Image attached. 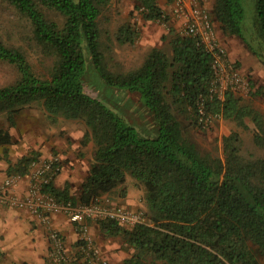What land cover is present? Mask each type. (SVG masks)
Listing matches in <instances>:
<instances>
[{
	"label": "trees",
	"instance_id": "16d2710c",
	"mask_svg": "<svg viewBox=\"0 0 264 264\" xmlns=\"http://www.w3.org/2000/svg\"><path fill=\"white\" fill-rule=\"evenodd\" d=\"M25 17L33 40L46 57L54 58L48 76H40L21 47L7 44L0 35V62L16 67L19 77L0 87V114L12 124L24 108L40 102L52 119L82 121V147L94 146L88 176L77 194L45 188L60 201L91 204L119 187L126 194L128 175L145 188V215L151 224L133 227L112 220H97L104 236L120 239L131 250L122 264H264V157L246 154L238 132L224 138V158L203 152L186 134L184 120L201 127L205 117L218 115L245 126L250 117L264 147V116L233 91L224 98L211 91L213 57L197 38L175 35L172 55L151 50L144 63L131 71L109 69L104 52L103 25L111 0H3ZM146 21L169 23L161 0H133ZM172 4L176 0H166ZM58 14L63 22L50 18ZM211 15L224 35L242 36L246 15L242 0H215ZM211 16V17H212ZM264 31V0L257 5ZM120 44L136 43L138 28L127 23L116 33ZM100 76L111 86L141 94L154 113L157 138L140 137L136 129L82 83L85 48ZM256 95L264 96L258 89ZM262 131V134H261ZM13 144L9 129L0 128V147ZM39 159L36 151L11 164L8 175L29 173ZM0 251V261L3 258Z\"/></svg>",
	"mask_w": 264,
	"mask_h": 264
},
{
	"label": "rangeland",
	"instance_id": "374dc122",
	"mask_svg": "<svg viewBox=\"0 0 264 264\" xmlns=\"http://www.w3.org/2000/svg\"><path fill=\"white\" fill-rule=\"evenodd\" d=\"M214 1L201 0L210 17ZM242 1L246 11L242 36L224 35L219 23L213 16L211 19L218 39L227 53L232 48L237 51L238 59L231 60L235 68L240 70L248 81V89L237 90L235 93L243 99V102L264 116V96L255 94L258 89L264 90V31L257 18L259 0ZM109 6L105 12L107 21L105 20L103 25V43L111 71L126 73L140 67L155 47L172 55L171 39L183 33L181 20L175 13V2L170 4L166 0H161V6L168 14L169 23L144 20L139 11L135 9L133 0H111ZM47 14L62 24L63 20L58 14L54 12ZM127 23L135 25L140 31V37L133 45L120 44L117 41L116 33L119 27ZM0 35L7 44L21 47L27 52L29 61L38 75L42 77L49 75L55 63L54 58L42 54L33 40L29 21L3 0H0ZM245 66L248 69L245 70L243 68ZM254 68H261L263 71L255 74ZM18 77L19 73L15 66L0 62V87L14 83ZM82 83L90 95L100 99L128 125L134 127L140 137L157 138L159 136L156 117L143 102L141 94L109 85L98 73L87 47L85 48V72L82 76ZM258 83L261 85L256 86ZM8 116L7 112L0 114V128L12 130L14 141L18 145L15 147L16 152H20L23 143L28 141L34 143L31 145V150L27 149V151H36L39 156H44V152L40 151L37 146L40 143H50L49 156H79L91 162L94 151L93 143L85 147L81 145L87 129L84 122L64 118L52 119L40 102L24 108L15 118V124L9 121ZM181 119L186 124V134L203 152H210L224 158V138L235 131L239 133L244 153L264 157V147L257 145L255 139L260 131L250 117L245 118V126L221 116L211 119L208 125L202 124L201 127L191 126L184 115H181ZM81 176L80 173L79 179ZM78 187H80L79 184ZM125 188L126 194L131 192L138 201L136 208L145 214L147 204L143 184L128 175ZM122 189L123 187H119L107 197L123 205L122 197L126 194H121ZM115 240L119 243L121 241L120 239ZM126 246L119 248L123 249L128 257L132 252Z\"/></svg>",
	"mask_w": 264,
	"mask_h": 264
},
{
	"label": "built area",
	"instance_id": "2783aa9c",
	"mask_svg": "<svg viewBox=\"0 0 264 264\" xmlns=\"http://www.w3.org/2000/svg\"><path fill=\"white\" fill-rule=\"evenodd\" d=\"M175 6V13L183 26L182 36L199 39L213 57L214 81L211 91L223 99L227 91L248 89V81L228 57L201 0H176ZM200 112L203 114L200 121L205 125L211 119L220 118L218 115L205 117L203 108ZM60 169V161L55 158L33 161L27 174L29 183L22 195L16 189L24 176L8 175L0 183V205L26 210L46 228L50 240L49 264H113L92 235L90 222L107 219L133 227L138 224L149 225L151 221L144 212L117 204L105 195L97 197L88 205L58 200L45 188L56 178ZM60 214L75 228V246H68L62 233L53 226L52 217Z\"/></svg>",
	"mask_w": 264,
	"mask_h": 264
},
{
	"label": "crops",
	"instance_id": "0c3cea01",
	"mask_svg": "<svg viewBox=\"0 0 264 264\" xmlns=\"http://www.w3.org/2000/svg\"><path fill=\"white\" fill-rule=\"evenodd\" d=\"M228 57L234 60L238 59L237 51L232 48L228 51ZM243 68L248 69L246 66ZM261 70V68H254V73L258 74ZM259 85L261 84H256V86ZM10 133L13 137V144L8 146V152H3L4 150L0 147V183L8 176L10 165L29 153L27 149L31 150V145L34 143L26 140L27 142L23 143V147L20 148L21 151L16 152L15 147L18 145L14 141L12 130ZM37 147L44 152V156H39V160L47 161L55 158L61 162V169L54 179V185L59 189H64L66 184H69L71 194L78 195L81 184L89 174L90 162L79 156H49L50 143H40ZM80 173L82 174L81 179H79ZM28 183L29 177L26 174L18 184L17 193L24 194ZM76 187L78 188L76 189ZM122 200L124 206L138 210L136 208L138 201L131 192L122 197ZM52 222L53 226L62 233L68 246H75L77 233L73 224L61 214L53 216ZM90 229L96 242L102 247L112 263L122 264L127 256L123 249L119 248L121 244L114 238L104 236L94 222H90ZM49 248L48 231L36 218L26 210L0 205V251L4 254L0 264H49Z\"/></svg>",
	"mask_w": 264,
	"mask_h": 264
}]
</instances>
